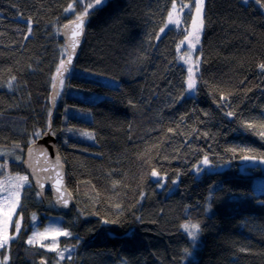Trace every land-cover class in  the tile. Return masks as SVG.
<instances>
[{
	"label": "trees",
	"instance_id": "trees-1",
	"mask_svg": "<svg viewBox=\"0 0 264 264\" xmlns=\"http://www.w3.org/2000/svg\"><path fill=\"white\" fill-rule=\"evenodd\" d=\"M173 2L188 6L179 27L168 20ZM192 4L0 0V183L25 174V152L52 115L76 199L63 215L25 186L15 238L0 251L5 264H264V194L253 188L264 165L239 168L240 155L264 158V0H204L190 92L178 48ZM85 11V41L52 114L53 78L66 57L59 32ZM241 147L254 151H230ZM205 155L211 167L197 172ZM55 219L70 233L56 251L27 243ZM189 222L200 225L196 241L182 228Z\"/></svg>",
	"mask_w": 264,
	"mask_h": 264
},
{
	"label": "snow or ice",
	"instance_id": "snow-or-ice-1",
	"mask_svg": "<svg viewBox=\"0 0 264 264\" xmlns=\"http://www.w3.org/2000/svg\"><path fill=\"white\" fill-rule=\"evenodd\" d=\"M244 2H247V0H244ZM104 3H106V0H95V6H102ZM256 4H261V0H255ZM203 5H204V0H193V4L192 7L189 8V19L191 20V31H187L186 30V35H185V41H188V51L186 53V55L189 57V59H191V56L194 53V50L196 48V45L199 44L200 42V33L203 30V26H204V18H203ZM262 7H264V5H261ZM87 7L92 8L94 7V5L89 4L87 5ZM188 7L187 5H184L183 3L181 4V10H183L184 8ZM172 8L173 11L176 10V4L173 2L172 3ZM69 9H71V5H69ZM74 11V10H73ZM194 11L195 14V18H193V16L191 15V13ZM88 15V12H84L83 15H77L76 20L72 21V23L75 25L76 29H78L79 31H74L72 33V36L75 37L76 35H79L82 33V29H83V24H84V17ZM168 20L169 23L173 22V16L172 13L170 12L168 14ZM68 25H65V28H67ZM167 27V24L164 27L160 28V33H163L165 31V28ZM28 32L31 33V27H28ZM159 36L156 37L157 40H159ZM181 43H184V41H182ZM76 45L73 44V48ZM67 63L71 64V57L69 56L67 59ZM198 65H199V59H197L195 66L198 69ZM261 70H264V63L259 65ZM67 71V68H65V60H61L60 62V67L57 69V75L61 76L63 75L62 71ZM188 73H189V79H188V90L189 91H195V80L193 79V67H189L187 69ZM13 79H15V77H13ZM60 84L61 86L63 85V78H61L60 80ZM9 87H11V85H9ZM221 99H225L224 97H221ZM228 116H232L233 114L231 112L227 113ZM242 126L243 122H242ZM248 128H251L252 125L248 124L247 125ZM36 135H39V133H37ZM260 135L262 137H264V132L260 133ZM31 151V150H30ZM230 151L233 154H236L237 152L239 153H250L253 152L254 150L251 148H247V147H241L240 149L237 148H232L230 149ZM0 155H7L6 153H0ZM17 159H19V157H16ZM239 159L243 160V161H253L255 162L257 157L255 155H248V154H243L239 156ZM259 163L264 164V158H261L259 160ZM211 167V163L209 161V158L207 155L204 156V158L200 161V164L195 166V170L197 172L202 171L203 168L201 167ZM4 169H6L7 165H3L0 166ZM151 176L153 177H159V173L153 169L151 171ZM0 175H5V173L3 171H0ZM59 175V173H58ZM6 180L7 182L11 185L10 188L7 189V195L5 196V200H7L9 203L7 205V209H3L0 208V249H4L7 250L9 244H10V240L14 239V236H10L9 235V228L12 226V216L16 215V208L19 206V196H20V190L25 186L28 185L29 188H31V184L28 181V176L27 175H16V176H6ZM177 181H173V183H176ZM163 186V185H161ZM41 187H43V185H41ZM39 195V193H37ZM143 197H141L142 199ZM60 201L63 202L64 206H67L68 201L64 199V196L61 195L60 196ZM117 207H119V205H117ZM19 219H22V215L18 218L17 223L15 225V233L18 234L20 231V224H19ZM104 223H109L110 221L105 219L103 221ZM111 222H115V221H111ZM182 228L184 229V231L188 234V236L191 238L192 241H196L198 239V235L200 233V225L199 223H186L184 225H182ZM49 230H46L45 233H39V232H35L33 234V236L31 238H29L27 240V243L29 245L33 244L36 240L37 237L40 236H44L45 238H47L46 233ZM52 232L55 233L54 236H52V239L54 241V243L52 245H41V247H47L49 250L51 251H56L58 248V242H57V237L58 236H70V233L67 231H64L62 229H51ZM66 251H71L70 249H66ZM185 253L187 255H191V253L188 251V249H185ZM58 256L60 260L64 259V251H59L58 252Z\"/></svg>",
	"mask_w": 264,
	"mask_h": 264
},
{
	"label": "water",
	"instance_id": "water-1",
	"mask_svg": "<svg viewBox=\"0 0 264 264\" xmlns=\"http://www.w3.org/2000/svg\"><path fill=\"white\" fill-rule=\"evenodd\" d=\"M74 20H76V18L67 22L65 25H68V27L65 28L64 25L59 32V38L62 40L66 49L65 68H67V71L62 69V77L56 74L53 78L50 93L52 114L55 110V104L62 87L60 80L63 78L64 81L71 74L74 63L85 41L88 15L84 17L82 33L75 37L72 36V33L79 30L76 29L75 25L72 23ZM73 44L76 45L74 48ZM69 56L71 57V64L67 63ZM22 164L24 173L28 176L29 181L39 193L40 197L45 199L46 196L49 195L57 211L63 215H69L76 206V199L67 187L66 166L58 153L57 139L52 132V115L49 119L48 130L42 137L29 145ZM41 185H43V187H41ZM61 195L68 201L67 206H64L63 202L60 201ZM40 264H45V262L41 260Z\"/></svg>",
	"mask_w": 264,
	"mask_h": 264
},
{
	"label": "rangeland",
	"instance_id": "rangeland-1",
	"mask_svg": "<svg viewBox=\"0 0 264 264\" xmlns=\"http://www.w3.org/2000/svg\"><path fill=\"white\" fill-rule=\"evenodd\" d=\"M187 9H188V7L184 8L183 10H181V5H177L176 6V10L172 13L173 22L170 23V24L172 26L179 27L183 23V17H184L185 11ZM198 47H199V44L196 45V48L194 50L195 54H193L191 56V59H189V57L186 55V53L188 51V41H184V43H181L179 48H178V54H179V57L181 59V62L183 64H185L188 68L190 66L193 67V74L192 75H193V79L194 80H196V73H197V67L195 66V64H196L197 59L199 58V55L197 53ZM190 92H192V91H190ZM260 164L261 163H258L257 161H255V162H253V161H242L239 168L244 170V171H247L251 167L259 166ZM262 165H264V164H262ZM0 166H3V165H0ZM201 167L203 168V170L204 169H208L207 167L206 168L203 167V166H201ZM260 168H261L262 174L260 176H255L254 180H253V188H254V191H255L256 194H264V167H260ZM2 169L3 168L0 167V171H2ZM16 175H21V174L7 175V176H13L14 177ZM24 175H26V174H24ZM21 176H23V174ZM28 181H29V178H28ZM25 186H27V185H25ZM25 186L20 190L19 206L16 208V215L12 216V226H13V224L15 222L16 217L18 216V212H19L20 207H21L22 194H23V190H24ZM10 187H11V185L7 182L6 177H5V181L0 183V208L7 209V205H8L9 202L7 200H5V196L7 195V189L10 188ZM59 222H60V219H55L43 231L38 230V229L35 228V231L32 233V235L29 238H31L35 232L45 233L46 230H49V231L46 233L47 238H45L44 236L37 237L35 242L33 244H31V246L36 248V249L42 248V249L46 250L47 252L51 251L47 247H41V245L42 244L43 245H52L54 243V241L52 239V236H54L55 233L52 232L51 229H60ZM12 226L9 228V235H10V231L12 229ZM60 237L61 236L57 237V242H58V239ZM1 250L2 249H0V251ZM6 262H7V260L6 259H2L1 256H0V264H5Z\"/></svg>",
	"mask_w": 264,
	"mask_h": 264
},
{
	"label": "clouds",
	"instance_id": "clouds-1",
	"mask_svg": "<svg viewBox=\"0 0 264 264\" xmlns=\"http://www.w3.org/2000/svg\"><path fill=\"white\" fill-rule=\"evenodd\" d=\"M75 19V18H74Z\"/></svg>",
	"mask_w": 264,
	"mask_h": 264
}]
</instances>
